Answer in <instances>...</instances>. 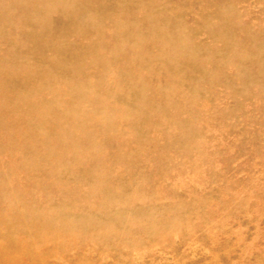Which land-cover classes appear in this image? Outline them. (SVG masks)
Wrapping results in <instances>:
<instances>
[{
	"label": "rangeland",
	"instance_id": "rangeland-1",
	"mask_svg": "<svg viewBox=\"0 0 264 264\" xmlns=\"http://www.w3.org/2000/svg\"><path fill=\"white\" fill-rule=\"evenodd\" d=\"M0 264H264V0H0Z\"/></svg>",
	"mask_w": 264,
	"mask_h": 264
}]
</instances>
